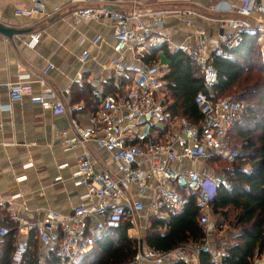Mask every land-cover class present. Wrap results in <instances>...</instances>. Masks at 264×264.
I'll return each instance as SVG.
<instances>
[{"label":"built area","instance_id":"obj_1","mask_svg":"<svg viewBox=\"0 0 264 264\" xmlns=\"http://www.w3.org/2000/svg\"><path fill=\"white\" fill-rule=\"evenodd\" d=\"M107 1L118 5L127 2ZM237 2L240 6L229 5L228 10L241 18L228 21L226 30L217 37L196 31L198 42L188 51L200 70L205 87V92L198 93L195 98L202 114L198 125L171 111L161 66L154 64L140 70L131 85L124 86L121 92L100 97V107L90 116L86 126L73 120L69 131L58 132L68 151L77 145L82 148L72 180L74 186L84 188L85 193L81 203L69 215L50 210L42 220L18 218L15 227H0V248L8 237L13 236L16 240L13 264H24L32 238L53 251L59 264H78L93 251L96 238L102 234L126 224L131 225L130 233L143 227L142 223H148L152 217L181 215L186 211L191 195L199 209L203 241L195 246L183 245L159 252L139 239L131 264H203L204 255L210 256V264H223L227 253L222 243L217 245L214 241L220 232L212 220V202L225 178L210 169H193L192 166L214 159L233 162L238 158L228 136L246 106L233 97H217L219 76L213 63L217 57L232 59V51L249 39L257 40L264 59V0ZM131 3L133 6L126 11L94 7L73 13L77 23L109 19L113 22L117 56L112 59V65L119 87L127 77L123 62L126 53H142L148 47L162 48L171 43L170 38L159 31L162 19L144 16L139 8L142 0ZM46 14L44 0H31L30 6L16 10V16L28 19ZM34 41L33 47L38 43V37ZM101 41L98 37L93 44ZM90 58L85 52L80 62L85 64ZM52 69L54 66L48 64L44 74L48 76ZM28 79L21 77L18 84L6 86L11 102L29 98L32 104L45 110L68 112L45 80H40L41 93L36 96ZM78 79L82 80L81 74ZM64 94L68 96L70 89L64 90ZM8 109L10 106L5 110ZM91 148L107 154L113 170L102 168ZM185 162L190 165L187 170L183 169ZM65 167L66 164L59 168ZM253 264H264V248L262 252H256Z\"/></svg>","mask_w":264,"mask_h":264},{"label":"crops","instance_id":"obj_2","mask_svg":"<svg viewBox=\"0 0 264 264\" xmlns=\"http://www.w3.org/2000/svg\"><path fill=\"white\" fill-rule=\"evenodd\" d=\"M30 2L0 0V25L14 32L11 37L0 34V227H14L18 218L42 220L50 210L69 215L81 203L85 189L74 186L72 175L82 148L77 145L68 151L58 132L69 131L73 120L82 126L89 123L91 112L86 110L84 101L89 95L81 94L84 87L90 93L89 101L100 107V97L131 85L137 73L148 66L143 57L153 49L148 47L142 53L125 54L123 62L127 77L119 87L112 65V59L117 56L113 22L109 19L77 23L73 13L94 7L126 11L133 6L132 0L119 5L107 0H44L46 15L32 19L16 16V10L30 6ZM229 5L240 6L237 0H142L139 8L147 18L153 15L162 19L159 31L171 40L163 48L188 53L198 42L196 31L217 37L226 30L228 21L241 18L228 10ZM182 13L186 16L181 17ZM36 37L38 43L33 47ZM98 37L102 41L94 45L93 41ZM85 52L91 58L82 64L80 57ZM48 64L54 69L46 76L44 70ZM157 64L164 77L169 61L163 52ZM79 74L82 80L78 79ZM21 77H29L36 96L41 93L40 80H45L68 112L45 110L32 104L29 98L11 102L6 86L18 84ZM66 89H70L68 96L64 94ZM167 99L170 107L175 104L170 94ZM7 106L10 109L5 110ZM91 150L100 159L102 168L113 170L107 154L94 148ZM202 163L193 167L202 169ZM65 164L67 167L59 168ZM228 241L227 235L222 246H227ZM36 245L44 263L50 249L39 242ZM15 248V238L8 237L0 248V264L8 256L13 264Z\"/></svg>","mask_w":264,"mask_h":264},{"label":"trees","instance_id":"obj_3","mask_svg":"<svg viewBox=\"0 0 264 264\" xmlns=\"http://www.w3.org/2000/svg\"><path fill=\"white\" fill-rule=\"evenodd\" d=\"M161 52L169 61L163 81L175 101L171 111L198 125L202 114L195 98L198 93L205 92L199 68L188 53L182 50L172 52L163 47L151 49L143 60L147 65L157 64ZM232 54V59L217 57L214 60L219 76L217 97L224 99L233 94L245 104L246 109L228 136L238 158L230 162L233 167L227 171L225 182L217 190L212 212L219 219L218 230L224 223L230 227L223 264H253L256 252H262L264 248V59L255 39L247 40ZM81 94L89 95L84 99L86 110H90L91 115L96 113L99 104L89 101L87 87L81 90ZM130 228L131 225L126 224L96 238L93 251L78 264H131L138 242L128 236ZM146 232L145 245L159 252L201 243L204 234L195 197L190 196L188 207L181 215L150 218ZM34 239H31L25 264H42L36 245L39 241ZM209 260L210 256L204 255L203 264H210ZM3 264H12L11 257L4 258ZM44 264H59L53 251L49 252Z\"/></svg>","mask_w":264,"mask_h":264},{"label":"rangeland","instance_id":"obj_4","mask_svg":"<svg viewBox=\"0 0 264 264\" xmlns=\"http://www.w3.org/2000/svg\"><path fill=\"white\" fill-rule=\"evenodd\" d=\"M231 97L235 98V96L232 94ZM233 148V145L231 146ZM221 161H216V162H203L201 165H200V168H207V169H210L211 171H213L214 173H220L224 176H226V173L229 169H231L233 167V163H230L228 161H225V160H222V159H219ZM183 169L184 170H187L190 168V165H188V162H185L184 165H183ZM193 169H195V167L192 166ZM218 217H214L212 216V220L213 222H216V226H217V223L219 222V219H217ZM224 223V222H223ZM143 227H139L137 230H135V232L133 233H128V236L137 241L140 239V240H143L144 241V238H145V235H146V230H147V227H148V223L146 222H143L142 223ZM218 228V226H217ZM219 230L221 231H218L220 232V234L218 235V237H216V240H217V245L218 243H224L226 241V236H227V232H229L230 230V227L228 224H223V226H219ZM226 246V245H225ZM44 264V263H42Z\"/></svg>","mask_w":264,"mask_h":264},{"label":"water","instance_id":"obj_5","mask_svg":"<svg viewBox=\"0 0 264 264\" xmlns=\"http://www.w3.org/2000/svg\"><path fill=\"white\" fill-rule=\"evenodd\" d=\"M13 33V30H9L8 28H5L4 26L0 25V34H3L7 37H11ZM140 242L142 243L143 240H140Z\"/></svg>","mask_w":264,"mask_h":264},{"label":"bare ground","instance_id":"obj_6","mask_svg":"<svg viewBox=\"0 0 264 264\" xmlns=\"http://www.w3.org/2000/svg\"><path fill=\"white\" fill-rule=\"evenodd\" d=\"M133 232H135V231H131L130 234L133 233Z\"/></svg>","mask_w":264,"mask_h":264}]
</instances>
